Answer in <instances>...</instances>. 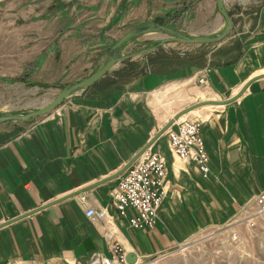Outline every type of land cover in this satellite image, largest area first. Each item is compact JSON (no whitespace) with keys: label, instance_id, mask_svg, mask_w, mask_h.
<instances>
[{"label":"crops","instance_id":"obj_1","mask_svg":"<svg viewBox=\"0 0 264 264\" xmlns=\"http://www.w3.org/2000/svg\"><path fill=\"white\" fill-rule=\"evenodd\" d=\"M131 1L147 2L75 0L94 11ZM204 1L218 10L216 0ZM225 6L245 43L234 60L218 61L222 52H215L216 62L206 66L208 87L195 77L208 56L193 54L129 80L107 74L48 115L0 125V264H87L95 255L111 257L114 242L140 264L202 231L235 223L264 194V0H225ZM99 43L95 50L103 55L108 46ZM252 79L235 101L185 115L203 120L210 178L179 160L165 133L152 145L167 162V194L156 226L130 227L131 209L117 218L112 191L126 171L117 175L140 150L182 110L235 98ZM81 196L87 206L114 216L112 225L88 219Z\"/></svg>","mask_w":264,"mask_h":264},{"label":"rangeland","instance_id":"obj_2","mask_svg":"<svg viewBox=\"0 0 264 264\" xmlns=\"http://www.w3.org/2000/svg\"><path fill=\"white\" fill-rule=\"evenodd\" d=\"M98 9L75 0H0V115L27 114L47 105L68 84L90 77L117 41L137 27L163 25L202 37L220 34L226 26L219 11L211 10L204 0H147L141 5L131 1L100 4ZM108 15L116 23L111 24L115 21L111 18L106 21ZM233 28L227 39L216 44L173 41L160 45L170 38L168 34L142 35L125 42L120 55L154 50L119 62L107 74L129 80L193 54L208 56L204 69L216 62L218 50L222 52L218 61L234 60L245 39L236 36ZM99 42L108 46L103 55L95 50ZM201 92L206 91L201 88ZM140 264H264V225L259 221L248 230L233 222L208 229Z\"/></svg>","mask_w":264,"mask_h":264},{"label":"built area","instance_id":"obj_3","mask_svg":"<svg viewBox=\"0 0 264 264\" xmlns=\"http://www.w3.org/2000/svg\"><path fill=\"white\" fill-rule=\"evenodd\" d=\"M195 77L198 85L208 87L207 67L199 70ZM203 120L181 118L168 129L170 151L181 161L193 162L203 179L211 176L210 156L206 150L201 128ZM166 159L150 147L146 150L120 178L112 191L113 206L117 210V218L127 217L128 210H134L135 215L128 220L135 230L154 228L158 221L159 210L166 198ZM79 202L85 207V216L93 222L104 221L112 225L114 216L106 209L96 210L87 206V198L81 196ZM259 221L264 225V194L248 203L236 221L252 230ZM233 240L237 236L232 237ZM111 257L95 255L87 264H128L127 252L119 242L110 246Z\"/></svg>","mask_w":264,"mask_h":264},{"label":"water","instance_id":"obj_4","mask_svg":"<svg viewBox=\"0 0 264 264\" xmlns=\"http://www.w3.org/2000/svg\"><path fill=\"white\" fill-rule=\"evenodd\" d=\"M218 11L221 15V17L226 21V26L224 30L220 34H214L210 36H202V37H194L189 36L179 30H176L174 28H170L163 25H148V26H141L137 27L135 29H132L128 31L126 34H124L117 43L109 50L107 56L99 66V68L88 78L73 82L65 86L62 91L58 94V96L51 102H49L47 105L41 107L40 109H37L35 111L29 112L27 114H5L0 115V125L7 123V122H22L29 119H34L37 117L45 116L50 113H52L60 104H62L67 98L71 97L75 93H78L82 90L87 89L88 87L94 85L98 81H100L115 65H117L119 62L127 59H131L136 56L145 55L151 51L154 50V48H148L142 51L135 52L130 55L121 56L120 51L122 45L132 39H135L137 37H140L142 35L152 33V32H164L170 36V38L163 40L160 45H163L168 42H182L185 44H216L221 43L227 37L232 31L233 28V20L230 14L227 11V8L225 6V0H216ZM253 79L250 80L245 84V86L242 88L240 94H238L237 97L232 98L230 100L226 101H213V100H207L202 101L194 104L193 106H190L189 108L182 110L178 114H176L157 134L156 136L148 142V144L140 150V152L125 166V168L117 175L123 174L127 169L133 165V163L152 145L154 142L159 139L162 135H164L169 128H171L176 121L187 115L188 113L199 109L204 106H216V105H226L228 103H231L235 101L237 98H239L245 90L248 88V86L252 83ZM128 264H136L137 263V257L129 254L126 258Z\"/></svg>","mask_w":264,"mask_h":264}]
</instances>
